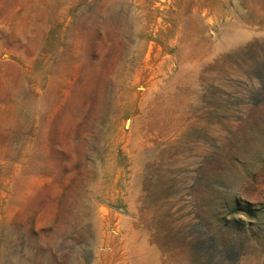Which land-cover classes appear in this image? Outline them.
<instances>
[{
	"label": "rangeland",
	"instance_id": "obj_1",
	"mask_svg": "<svg viewBox=\"0 0 264 264\" xmlns=\"http://www.w3.org/2000/svg\"><path fill=\"white\" fill-rule=\"evenodd\" d=\"M0 264H264V0H0Z\"/></svg>",
	"mask_w": 264,
	"mask_h": 264
},
{
	"label": "bare ground",
	"instance_id": "obj_2",
	"mask_svg": "<svg viewBox=\"0 0 264 264\" xmlns=\"http://www.w3.org/2000/svg\"><path fill=\"white\" fill-rule=\"evenodd\" d=\"M231 33H234V32H231ZM234 34H232V35H230V36H228V33L227 34H225L224 36H223V38H224V43L226 44V45H233L234 43H236V41H237V37H234L233 36ZM237 35V34H236ZM240 35V34H239ZM243 36V35H242ZM245 36V35H244ZM239 38V37H238ZM240 41V40H239ZM231 48V47H230ZM232 51H234V50H232ZM81 261V260H80ZM11 263H12V261H11Z\"/></svg>",
	"mask_w": 264,
	"mask_h": 264
}]
</instances>
